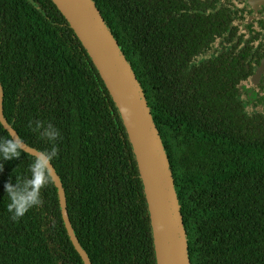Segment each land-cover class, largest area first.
<instances>
[{"label": "trees", "instance_id": "1", "mask_svg": "<svg viewBox=\"0 0 264 264\" xmlns=\"http://www.w3.org/2000/svg\"><path fill=\"white\" fill-rule=\"evenodd\" d=\"M94 1L131 63L165 146L190 264H264V125L245 121L233 91H220L223 72L201 68L200 86L197 70L167 74L151 61L143 28L119 21L115 0ZM0 84L3 117L21 140L42 152L58 150L50 163L91 264H155L124 127L51 0H0ZM49 126L59 133L55 140L42 135ZM0 138L12 139L1 121ZM34 157L23 150L18 159L0 158V264H84L52 179L41 189L40 205L11 218L4 186L28 178Z\"/></svg>", "mask_w": 264, "mask_h": 264}, {"label": "flooded vegetation", "instance_id": "2", "mask_svg": "<svg viewBox=\"0 0 264 264\" xmlns=\"http://www.w3.org/2000/svg\"><path fill=\"white\" fill-rule=\"evenodd\" d=\"M114 4L119 21L143 28L151 61L167 74L197 70L200 86L201 68L208 67L212 74L223 72L225 86L220 91H233L245 121L264 125V0H115ZM175 59L178 63L168 64Z\"/></svg>", "mask_w": 264, "mask_h": 264}, {"label": "water", "instance_id": "3", "mask_svg": "<svg viewBox=\"0 0 264 264\" xmlns=\"http://www.w3.org/2000/svg\"><path fill=\"white\" fill-rule=\"evenodd\" d=\"M51 1L89 55L124 127L147 206L155 264H190L187 234L169 158L131 63L94 0ZM0 121L12 138H20L3 117L1 84ZM23 150L34 156L42 152L24 141ZM50 168L68 236L83 263L91 264L70 223L61 179L51 163Z\"/></svg>", "mask_w": 264, "mask_h": 264}, {"label": "clouds", "instance_id": "4", "mask_svg": "<svg viewBox=\"0 0 264 264\" xmlns=\"http://www.w3.org/2000/svg\"><path fill=\"white\" fill-rule=\"evenodd\" d=\"M41 127L37 123V128ZM50 140H55L59 133L51 129L42 133ZM23 151V141L18 138H0V158L4 161L18 159ZM58 154V150L53 147L51 151L41 152L35 156L33 162L29 165L30 176L23 180H17L12 183L11 180L5 184V192L9 199L7 209L12 214L11 218L17 220L23 217L29 209L42 203L40 196L41 189L53 178L51 175L50 162ZM3 165L0 164V170Z\"/></svg>", "mask_w": 264, "mask_h": 264}]
</instances>
